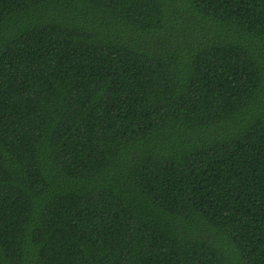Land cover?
Returning a JSON list of instances; mask_svg holds the SVG:
<instances>
[{"label":"trees","instance_id":"16d2710c","mask_svg":"<svg viewBox=\"0 0 264 264\" xmlns=\"http://www.w3.org/2000/svg\"><path fill=\"white\" fill-rule=\"evenodd\" d=\"M0 264H264V0H0Z\"/></svg>","mask_w":264,"mask_h":264}]
</instances>
